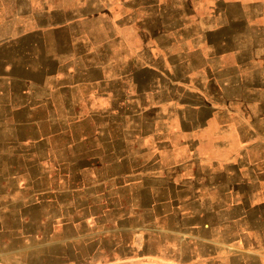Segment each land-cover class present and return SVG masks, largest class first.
Wrapping results in <instances>:
<instances>
[{
	"label": "crops",
	"instance_id": "1",
	"mask_svg": "<svg viewBox=\"0 0 264 264\" xmlns=\"http://www.w3.org/2000/svg\"><path fill=\"white\" fill-rule=\"evenodd\" d=\"M102 1H64L55 8L63 17L50 25L59 31L91 21L102 23ZM173 1L189 11L180 24L197 27L196 32L181 38L170 37L181 43L184 67L188 74L196 75L193 85L185 80L188 88L182 84L160 87L156 81L137 83V57L142 55V66L155 74L159 72L154 66L162 58L168 60L170 52L161 47L155 54L151 36L136 21L140 7L125 4L119 9L109 3L106 10L111 12L113 27L109 37L97 41L85 30L72 34L67 39L69 50L54 55L55 67L47 71L53 82L42 85L44 96L24 105L16 99L4 103L9 110H4V117H16L19 111L29 114L37 133L21 139L44 147L46 157L39 158L35 166L47 173L2 179L1 194L19 204L14 210L10 206V211L17 210L25 199L49 206L65 197L83 202L78 215L73 212L69 217L72 236L63 239L80 262L87 256L103 261L104 257L112 261L144 258L154 264H264V95H257L255 104H250L226 90L222 95L213 94L212 84L201 82L202 75L215 70L217 58L215 46L210 44L216 36L200 29L199 11L209 6L205 4L208 0ZM162 2L157 7L144 0L142 6L167 9ZM7 4L14 13L1 12L8 9ZM18 8V0H0V24L17 16ZM126 17L131 19L126 21ZM10 40L18 38L0 37V48ZM192 56L195 60L189 63ZM239 85L264 90V84L256 88ZM189 90L196 95L193 110L185 105L189 99L185 100L184 93ZM152 91L153 99L146 100ZM152 100L160 119L147 129L142 125L149 117L144 106ZM35 112L41 116L30 117ZM135 113L143 120L141 125L121 129L120 123L130 121ZM43 123L49 125L48 130H40ZM172 151L187 159L195 154L190 162H182L177 168L179 178L172 181L173 187H179V200L174 206L163 201L158 205L150 193L146 203L137 205V194L152 186L169 185L165 177L172 170L162 157ZM205 151L208 164L199 155ZM17 164L23 169V163ZM10 186L15 189L9 190ZM159 206L164 210L159 212ZM7 259L0 251V264H8Z\"/></svg>",
	"mask_w": 264,
	"mask_h": 264
},
{
	"label": "rangeland",
	"instance_id": "2",
	"mask_svg": "<svg viewBox=\"0 0 264 264\" xmlns=\"http://www.w3.org/2000/svg\"><path fill=\"white\" fill-rule=\"evenodd\" d=\"M12 1V0H11ZM67 3H73V0H18V19L7 20L6 24H0V37L5 36L9 39L18 38L17 41H8L6 47L0 48V103H8L11 99L23 101V105L30 99H39L44 96L42 85L52 83L49 80L48 70L55 67L54 55L60 50H69L67 39L72 34L79 35L85 30L88 35L93 36L97 41L102 36L109 37L113 33L111 12L106 10L109 3L113 2L118 5L119 9L127 4V7L137 6L141 9L136 10V21L141 22L145 29V33L151 36L152 45H155L158 54L160 48H168L170 57L168 60L162 58L161 64L154 66L159 73H148L150 67H144L141 57H137L136 62V82L148 84L156 81L161 84L160 87H175V85H184L188 88L185 81L189 82V86L193 85L192 78H196L194 74H188L186 66L179 54L181 43L171 41L170 37L181 38L182 34L194 33L197 27L183 26V21L187 10L182 3L176 4L173 0H148L154 2L158 7V2L166 4L167 9H143L144 0H103L104 16L102 23L95 21L87 22L85 25H79L72 29H62L57 31L50 25L53 21H59L63 17L62 13H58L55 8ZM72 3L69 5L72 6ZM209 5L204 10L199 11L200 29L204 28L205 32L216 36V40L210 42L215 46L216 64L211 74L207 72L202 75L201 82H210L213 94L222 95L223 91L233 97L247 99L250 104H255L257 95H264V90L241 89V83H247L248 86L256 88L264 84V0H208ZM6 6V4H5ZM10 4L8 9L1 12L11 13ZM126 10V9H125ZM55 13V14H54ZM110 13V14H108ZM122 16V11H120ZM124 13V12H123ZM126 13V12H125ZM110 18V19H109ZM214 23L207 24V20ZM131 17H126V21ZM138 19V20H137ZM111 21V22H110ZM169 22L163 25L161 22ZM163 22V23H164ZM50 25V26H49ZM139 26V25H138ZM52 28V29H49ZM138 29V27H136ZM139 30H137V33ZM190 45V40L187 41ZM154 54V52L152 53ZM65 55V54H63ZM158 57H156L157 59ZM195 58L189 57V63ZM160 62V60H157ZM5 70V71H4ZM153 69H151L152 71ZM154 71V70H153ZM3 72V73H2ZM185 80V81H184ZM155 82V83H156ZM218 84V85H217ZM225 84V85H224ZM224 85V86H223ZM226 89H222L225 87ZM189 90L184 93L187 106L189 109L195 108L196 95ZM176 92V91H175ZM173 94L174 96V93ZM149 93L146 100L153 99V94ZM179 93V89H178ZM179 95V94H178ZM146 103L145 110L149 117L144 122L140 120V115L135 113L134 117H130V121L121 122V129L131 126L142 125L145 128H153L158 121L157 105ZM0 104V181L6 178H31L37 177L47 171L37 168L35 163L43 161L46 157L44 147L32 146L31 141H22L23 135L31 137L37 133V128L31 127L29 114L19 111L16 117L8 115L4 117L5 109L8 110L7 104ZM138 104V103H137ZM138 108V106H137ZM138 110V109H137ZM9 112V110H8ZM41 116L39 112L31 114V116ZM39 118V117H38ZM164 118V117H163ZM162 118V119H163ZM133 119V120H132ZM27 120V121H26ZM22 121V122H16ZM174 125V118L171 119ZM40 130H48L49 125L43 123ZM248 128V127H247ZM216 130V129H215ZM28 137V138H29ZM19 138L21 140H19ZM25 138V137H24ZM223 141V138L218 139ZM222 146V145H221ZM223 147V146H222ZM219 153H223L220 151ZM202 162L208 164L206 151L199 154ZM181 153L168 152L163 154V162L172 170L168 172L165 179L168 186L156 187L146 190L145 193L137 194L136 204H144L151 198L157 200L154 204L169 202L175 205L179 198V187H173L174 178H179L177 168L182 162H190L192 157L187 159ZM40 158V160H39ZM17 163H23V169L17 168ZM16 164V166L14 165ZM14 166V169L12 168ZM221 180L223 174L221 173ZM0 185V251L8 256V264H154L149 259L134 258L128 261L107 260L103 261L101 257H85L83 261H79V257H73V251L68 250V245L63 244L64 237L70 238L73 233L69 222V217L73 212H78L84 207L83 202H74L70 197H65L56 205L32 204L27 199L21 202L22 205L15 211H10V206L17 208V201L11 198H3ZM181 188V187H180ZM15 187L10 186L9 190ZM203 204V203H202ZM255 204V203H252ZM249 204V206H252ZM255 207V206H252ZM19 208H23L21 212ZM166 208V207H165ZM164 208L159 206L158 211ZM158 212V213H159ZM90 221H93L92 219ZM51 230V233H48ZM50 236V237H49ZM239 237L240 235H236ZM235 240H240L236 238ZM232 242H237V241ZM234 244V243H233ZM88 251H83L84 255H88ZM92 262V263H89ZM2 264V263H1ZM157 264V263H155Z\"/></svg>",
	"mask_w": 264,
	"mask_h": 264
}]
</instances>
